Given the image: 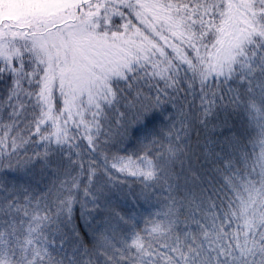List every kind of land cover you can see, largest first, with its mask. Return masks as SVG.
<instances>
[{"label": "snow or ice", "instance_id": "6c2138e0", "mask_svg": "<svg viewBox=\"0 0 264 264\" xmlns=\"http://www.w3.org/2000/svg\"><path fill=\"white\" fill-rule=\"evenodd\" d=\"M0 264H264V0H0Z\"/></svg>", "mask_w": 264, "mask_h": 264}]
</instances>
